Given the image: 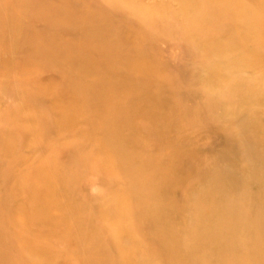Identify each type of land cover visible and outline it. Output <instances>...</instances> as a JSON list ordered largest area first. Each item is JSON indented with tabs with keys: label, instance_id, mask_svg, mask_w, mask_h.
Returning <instances> with one entry per match:
<instances>
[{
	"label": "rangeland",
	"instance_id": "1",
	"mask_svg": "<svg viewBox=\"0 0 264 264\" xmlns=\"http://www.w3.org/2000/svg\"><path fill=\"white\" fill-rule=\"evenodd\" d=\"M0 264H264V0H0Z\"/></svg>",
	"mask_w": 264,
	"mask_h": 264
},
{
	"label": "bare ground",
	"instance_id": "2",
	"mask_svg": "<svg viewBox=\"0 0 264 264\" xmlns=\"http://www.w3.org/2000/svg\"><path fill=\"white\" fill-rule=\"evenodd\" d=\"M251 154H252V150H251Z\"/></svg>",
	"mask_w": 264,
	"mask_h": 264
}]
</instances>
